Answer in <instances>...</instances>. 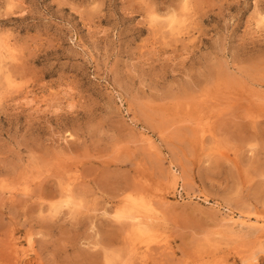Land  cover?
Wrapping results in <instances>:
<instances>
[{
    "label": "rangeland",
    "instance_id": "rangeland-1",
    "mask_svg": "<svg viewBox=\"0 0 264 264\" xmlns=\"http://www.w3.org/2000/svg\"><path fill=\"white\" fill-rule=\"evenodd\" d=\"M249 9L0 0L17 58L13 84L0 77V264H264V226L220 220L264 218V39ZM133 202L151 208L140 236Z\"/></svg>",
    "mask_w": 264,
    "mask_h": 264
},
{
    "label": "bare ground",
    "instance_id": "bare-ground-1",
    "mask_svg": "<svg viewBox=\"0 0 264 264\" xmlns=\"http://www.w3.org/2000/svg\"><path fill=\"white\" fill-rule=\"evenodd\" d=\"M157 17V16H156ZM187 19V18H186ZM149 20H150V18H149ZM155 20L156 19H152L151 21L152 22H155ZM157 21H159V19L157 20ZM185 21V18L184 19H182V21L181 22H179V21H177L175 24H172V21H167V23L164 25V26H167V28L171 31V32H173L174 31V29H176L177 28V26H180V25H182V23ZM157 23V22H156ZM186 24V23H185ZM171 25V26H170ZM183 26V25H182ZM162 27V26H161ZM152 28H154V27H152ZM158 28V30H159V26L157 27ZM182 29H184V28H182ZM157 30V31H158ZM162 30V29H161ZM187 32L188 31H185V34H187ZM189 33V32H188ZM171 34H173V33H171ZM190 34V33H189ZM2 34H0V36H1ZM3 36V35H2ZM190 36V35H189ZM184 38V37H183ZM187 39H189V38H187ZM14 47H15V44H14ZM14 47L12 46V44H11V42L8 40V39H6L5 38V40H4V44L3 45H0V77L3 79V81H5L8 85H11V83H12V81H13V78H12V73H11V71H10V66H9V64L11 63V62H14V61H16V55H15V52H14ZM19 55V54H18ZM18 60H19V58H18ZM17 60V61H18ZM15 63V62H14ZM11 65V64H10ZM16 65V64H15ZM12 66V65H11ZM12 70V69H11ZM15 75V74H14ZM16 80V79H15ZM2 81V80H1ZM3 81H2V83H3ZM5 83V84H6ZM13 84V83H12ZM3 85H4V83H3ZM3 87V86H2ZM8 88H10V87H8ZM3 89V88H2ZM4 90V89H3ZM12 91V90H11ZM18 92V91H17ZM27 94V93H26ZM22 96V95H21ZM36 97V96H35ZM34 98V97H33ZM39 98V97H38ZM34 101V100H33ZM43 101H44V99H43ZM35 106H36V104H35ZM40 106V105H39ZM144 137H146V136H144ZM147 140V139H146ZM65 141H66V139H65ZM67 142V141H66ZM149 143V142H148ZM149 144H151V143H149ZM69 186V185H68ZM68 186H66V187H64V189H63V184H62V189L64 190L63 192V194H64V196H69V193H70V191L72 190V188L70 187H68ZM71 189V190H70ZM62 191V190H61ZM72 192V191H71ZM61 194V193H60ZM189 195V194H188ZM71 196V195H70ZM72 197H73V195H72ZM71 197V198H72ZM70 198V197H69ZM68 197H66V199H65V197H64V199H65V201H64V199H63V201L65 202V203H67V204H69V199ZM188 198V197H187ZM73 200V199H72ZM71 201V200H70ZM73 202V201H72ZM76 202V201H75ZM75 202L73 203V205H74V208H75ZM141 202V201H140ZM140 202H137V203H135V202H133V203H135L134 205V207L132 208L133 210H130V209H128V211H129V213L128 214H126L127 215V217L131 220L130 222H131V224L133 225V227L134 228H132V231L133 230H136L135 231V233H138L139 234V236L140 235H142V233H147L148 232V230H147V228H146V225L147 224H144V223H142L143 222V218H145V216H142V214L143 213H146L147 215L149 214L148 212H149V210L151 209L150 208V206L149 205H146L145 203H140ZM64 203V204H65ZM132 203V204H133ZM70 205H71V203H70ZM73 205H71V206H73ZM70 206V207H71ZM79 206V205H78ZM55 207V206H54ZM129 207V206H128ZM53 208V207H52ZM129 208H131V207H129ZM54 209V208H53ZM126 209V210H127ZM220 209V207L218 208V210ZM228 209V208H227ZM230 210V209H229ZM104 211H106V210H104ZM221 211V210H220ZM121 213H123V212H121ZM224 213V212H223ZM233 213V212H232ZM118 215H121V214H118ZM117 215V216H118ZM124 215H125V213H124ZM250 215V214H249ZM248 214H246V213H244V214H240L239 216H234V215H232L231 214V212H226V216H223L220 220L221 221H223V222H225V223H227V224H229V225H237V226H244V225H247V226H251V224H257L259 227H263L264 226V218L263 217H260V216H258V215H254V216H251V217H253V219L249 216ZM149 216V215H148ZM124 217V216H123ZM125 218V217H124ZM249 220H251V222L252 223H250L249 222ZM254 222V223H253ZM255 226V225H254ZM134 232V231H133ZM132 232V234H134L135 235V233H133ZM143 237V236H142Z\"/></svg>",
    "mask_w": 264,
    "mask_h": 264
},
{
    "label": "snow or ice",
    "instance_id": "snow-or-ice-1",
    "mask_svg": "<svg viewBox=\"0 0 264 264\" xmlns=\"http://www.w3.org/2000/svg\"><path fill=\"white\" fill-rule=\"evenodd\" d=\"M184 8L187 9L186 3L184 5ZM249 10L253 11L255 17L257 18L255 20V23L253 24V18L249 17V24L253 26L254 30H256V34L259 35L262 39H264V0H259V3L255 9L251 8V0H250V9ZM165 19L172 21V24L176 23L175 15L165 17ZM10 35H11L10 33H5L3 36H0V45H3L5 37L10 38ZM134 195H135L134 193L128 192L122 198L127 199V200H133ZM69 199H71V198H69ZM29 242H31V240H29Z\"/></svg>",
    "mask_w": 264,
    "mask_h": 264
}]
</instances>
